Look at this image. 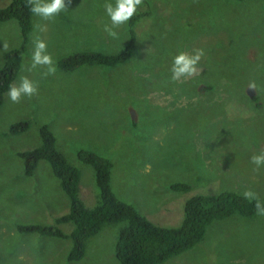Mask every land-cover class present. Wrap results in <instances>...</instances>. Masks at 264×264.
I'll list each match as a JSON object with an SVG mask.
<instances>
[{
	"label": "rangeland",
	"instance_id": "rangeland-1",
	"mask_svg": "<svg viewBox=\"0 0 264 264\" xmlns=\"http://www.w3.org/2000/svg\"><path fill=\"white\" fill-rule=\"evenodd\" d=\"M147 1L156 8L138 26V67L118 66V74L87 68L72 79L54 74L56 41H108L112 25L124 30ZM9 2L0 0V8ZM34 2L21 72L0 108V126L31 119L19 138L9 140L0 131V264H120L114 250L124 223L105 224L87 241L84 257L71 263L70 240L17 232L18 225H54L68 211L48 164L26 179L12 156V146H38L44 124L79 169L87 208L96 206L99 194L93 169L75 160L81 148L109 157L116 198L162 227H176L184 202L196 194L231 191L264 201V0ZM102 6L106 15L100 16ZM82 11L85 27H79ZM20 42L15 22L0 24V66ZM102 75L108 87L98 82ZM173 183L191 190L174 192ZM70 225L60 228L68 235ZM163 264H264V215L213 221L201 242Z\"/></svg>",
	"mask_w": 264,
	"mask_h": 264
},
{
	"label": "trees",
	"instance_id": "trees-1",
	"mask_svg": "<svg viewBox=\"0 0 264 264\" xmlns=\"http://www.w3.org/2000/svg\"><path fill=\"white\" fill-rule=\"evenodd\" d=\"M146 6L147 9L143 13L130 17L124 30L118 26L114 28L112 25L110 40H102L98 45L97 41L84 39V37L72 38L68 43H61L55 40L57 33H53L50 43L56 41L51 53L56 70L54 74H58L59 78L69 75L72 79L73 74L87 68H101L118 74L120 70L116 68L118 66L135 62V67H138L140 64V58L137 55L138 26L145 18L154 16L153 8H156L148 1ZM36 12L37 5L34 0H10L7 6L0 8V24L15 22L21 36L20 45L5 53L4 62L0 66V108L4 104L5 95L13 92V84L20 75L23 57L34 30ZM83 14V11L78 13L81 22L79 27L86 25L81 20ZM99 14L106 15L103 6ZM63 16L68 18L66 12ZM102 20L103 18L100 17V26L104 24ZM114 20L115 23H119L118 20ZM87 25L94 28L96 24L88 22ZM58 44L60 46H57ZM61 80L64 79L61 78ZM97 80L104 81L103 86H109L105 81L107 80L105 75ZM94 83L89 84V87H93ZM99 87L95 86L96 89ZM77 91L82 92L80 88H77ZM30 125L31 119L28 118L15 122L8 128L0 126V131L3 128L5 130L3 136L13 140L24 135ZM38 135L40 138L38 146L26 150L12 146V156L21 161L23 177L26 179H32L35 176L41 163L48 164L53 176L59 181L60 189L68 198V211L56 217L54 225L42 223L18 225L17 232L24 235L37 234L42 237L70 240L71 248L66 257L68 263L80 261L84 257L87 241L105 224H125L119 230L114 250L115 258L120 264H163L201 242L207 227L213 221L232 216L250 219L264 215V201L238 192L222 191L214 195L202 193L188 198L182 207V221L176 227L166 228L156 225L141 215L132 205L116 198L111 187L113 164L110 158L87 148H81L76 151L75 160L93 169L99 194L96 206L87 208L80 198L79 169L59 150L57 138L47 124L38 129ZM170 189L183 193L190 191L191 187L184 183H173ZM65 224L72 226V231L68 235L60 228V225Z\"/></svg>",
	"mask_w": 264,
	"mask_h": 264
}]
</instances>
